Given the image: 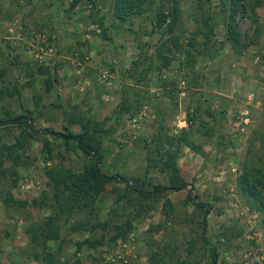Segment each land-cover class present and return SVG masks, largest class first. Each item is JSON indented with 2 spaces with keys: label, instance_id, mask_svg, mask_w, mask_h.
<instances>
[{
  "label": "rangeland",
  "instance_id": "obj_1",
  "mask_svg": "<svg viewBox=\"0 0 264 264\" xmlns=\"http://www.w3.org/2000/svg\"><path fill=\"white\" fill-rule=\"evenodd\" d=\"M71 1L0 0V68L7 69L0 87L21 90V97L0 95V121L11 115H28L29 109L35 130L51 128L65 133L69 114L81 111L105 120L116 113L122 86L136 85L152 95L153 101L172 103L173 111L168 112L166 121L171 134L187 130L197 149L182 145L178 159L180 174L189 184L181 190H168L126 240L109 242L112 230L105 223L122 220L119 208V214L113 212L116 194L112 191L115 185L123 187L121 183H108L98 198L91 220L100 225L94 230L72 232L67 223L59 221L58 236L65 241L60 259L68 264H76V258L84 264H153L148 261L149 254L170 245L177 248L180 257L176 262L167 259L170 264H264L263 216L238 188L244 164L264 166V0L254 12L248 7L245 15L236 16L242 42L248 44L240 51L226 38L218 0H202L210 8L214 39L222 44L217 42L218 51L211 48V56L200 55L191 67L181 61L202 15L199 0H151L142 16L124 24L112 15L113 0H80L75 7ZM173 3L181 10L176 43L170 45L167 35L153 30L151 18L156 10L171 8ZM100 17L110 38L102 36L97 23ZM163 42L165 50L171 48L172 52L165 53L173 60L169 67L158 69L162 61L157 50ZM135 59L141 60L143 68L152 65L145 83L125 75ZM39 65L48 67L50 75L39 74ZM30 71L35 73L33 77L28 75ZM196 73L205 78L199 91L190 79L184 80ZM31 78L34 82L28 87L26 82ZM165 83L175 97L173 102L162 93ZM126 90L130 94L131 89ZM34 95L39 96L36 105ZM198 103L200 109L195 110ZM151 110L144 106L132 117L121 115L112 136L104 138L108 154L103 170L108 175L123 174L129 185L132 178L169 185L166 173H146L142 140L148 141L158 126ZM192 116L193 122L189 121ZM201 122L213 128L210 135L201 132L205 129ZM70 127L74 133L80 131L79 126ZM21 129L17 124L0 122V145L13 143ZM44 139L53 148L51 160L44 152ZM75 143L39 132L27 142L28 165L17 168L15 180L0 178V264H44L34 258L38 248L25 229L50 213L48 200L33 204L48 191L46 169L63 165L77 171L88 162ZM189 190L205 203L203 208L186 200ZM6 197L26 203L7 205L3 202ZM166 197L173 203L169 216L164 215L162 205ZM204 214L207 226L202 232ZM87 237L103 241L83 246L76 255V241ZM58 242L54 238L48 241L51 252Z\"/></svg>",
  "mask_w": 264,
  "mask_h": 264
},
{
  "label": "trees",
  "instance_id": "obj_2",
  "mask_svg": "<svg viewBox=\"0 0 264 264\" xmlns=\"http://www.w3.org/2000/svg\"><path fill=\"white\" fill-rule=\"evenodd\" d=\"M89 1L94 3L97 0ZM150 1L113 0L112 15L119 23L131 22L133 18L142 16L146 12ZM79 2L80 0H72L71 7L77 6ZM259 4L260 0H252L250 3H247L246 0L217 1L219 11L223 13L225 18L226 38L239 51L245 49L248 44L242 42L241 35L237 29L236 16L239 13L240 15H245L248 7L254 12ZM198 7L202 10V15L198 19L199 24L194 29L193 36L189 37V46L184 50L185 59L181 61V64L186 67H191L195 64L200 55L204 57L211 56L209 53L211 48L218 51L219 47H216L217 42H219L220 46L222 44L217 39H214V26L211 21L209 6L205 7L202 0H199ZM180 10L181 7L173 3L171 8L156 10L154 16L151 18L153 30H158L161 36L167 35V40L170 45L176 43L177 37L175 30L180 17ZM97 23L98 27L102 28V36L104 38H110L105 33L107 28L104 18L100 17ZM164 45L165 42L157 50V55L162 61L161 65L157 66L158 69L161 67H169L173 60V57L165 53L172 52L171 48L168 47L165 50ZM140 63V59L133 60L132 65L125 71V75L135 78L136 82L143 83L152 70V65L149 64L148 67L143 68ZM37 71L39 74L50 75L48 67H43V65H39ZM6 72V67L0 68V82L6 75ZM28 75L33 77L35 73L30 71ZM189 79L191 80L190 83L192 86L196 87L198 91L205 81V78L199 76L197 73L184 80L187 82ZM33 82V78L28 79L26 86H32ZM167 86H169V83L164 84V90L166 91L162 93L168 95L171 102H173L175 97L172 95V90H167ZM126 88L131 89L130 94L127 93ZM122 94L115 109L117 115L114 113L113 116H108L105 120H97L94 116L86 115L81 113V111L69 114L67 123L64 125L67 131L65 133L56 132L51 128L35 130L29 120V118L33 119L32 111L29 109H26L28 115H11L7 119L0 121L2 124L9 122L10 124H17L22 127L20 134L16 136L13 143H3L0 145V178L15 180L14 176L17 175V168L28 165L25 160V157H28V155H25L27 142L35 138L39 132L47 136H52L55 139H64L68 144L76 141V149L88 159L86 165L77 171H73L63 165L50 167L45 171L48 177V191L42 194L43 197L34 199L33 204L38 205V202L48 200L50 213L42 220L29 224L25 229L29 234L30 242L38 248L33 255L34 258L44 264H68L67 261H63L59 257L63 250V243L65 242L63 238L58 236L59 221L67 223L72 232L83 229L94 230L100 225L99 223H92L91 217L92 215H96L98 198L107 189L108 183L116 182L124 184L123 187L119 185L112 187L113 193L115 192L116 194L113 212L114 214H119L120 209V219L122 220L105 222L112 230V234L108 238L109 242L126 240L135 229L136 224L142 221L154 209L155 204L168 190H181L189 184L180 174L178 159L182 154V145L191 146L194 149H197V147L192 144L187 130L181 129L178 134H171V128L168 127L166 121H168V112L173 111L172 103L155 102L153 101L152 95L145 92L142 88L136 87V85L132 88L123 85ZM199 94L201 95L203 92ZM0 95L6 98H12L14 96L21 97V90L17 87L13 89L6 86L0 87ZM38 99L39 96H33L34 105L37 104ZM144 106L152 109V114L155 116L156 124L158 125L156 131L149 136L148 141L147 138L142 140V147L146 151V173L154 171L166 173L169 179V185L167 186L160 183H153L150 179L140 178H132L133 182L129 185L128 179L123 174L115 172L113 175H108L103 170V165L105 164L104 158L108 154V151L104 147V138L112 136L116 128L114 124L120 122L121 115L128 113L132 117L141 111ZM196 109H200L199 103L196 105ZM186 113H189L188 110ZM213 115L212 113L211 116ZM113 119L115 121H109ZM189 121H194L193 116L189 118ZM71 125L79 126L80 131L74 133L70 127ZM200 125L205 129H197L201 130L204 135H210L212 133L211 130L213 128L211 126H206L204 122H201ZM43 146L47 158L49 160L53 159V148L48 139L43 140ZM6 162L9 164L6 165ZM115 164L111 166L113 167ZM238 188L249 199L254 209L262 214V226L264 230V166L244 164L238 177ZM186 200L194 204L197 208H203L205 206V203L196 200V196L192 194L191 190L188 191ZM3 202L7 205L26 203L25 201L15 199L9 201L8 197L4 198ZM162 205L164 215L169 216V212L172 211L173 207L170 198L166 197ZM206 226L207 218L206 214H204L201 224L202 232L205 231ZM200 237L204 238L202 233ZM52 238L59 240L54 253L49 250L48 246V241ZM102 241V238L97 239L96 237H87L84 240L76 241L74 252L77 255L83 246H96L101 244ZM193 247L194 244L190 246L188 254L192 253ZM169 258L172 262H176L178 259L180 260L177 248L167 245L152 251L148 256V261L153 264H170V262H167ZM75 263L84 264L79 258L75 259ZM183 263L187 264V261Z\"/></svg>",
  "mask_w": 264,
  "mask_h": 264
},
{
  "label": "crops",
  "instance_id": "obj_3",
  "mask_svg": "<svg viewBox=\"0 0 264 264\" xmlns=\"http://www.w3.org/2000/svg\"><path fill=\"white\" fill-rule=\"evenodd\" d=\"M259 13H261V12H259Z\"/></svg>",
  "mask_w": 264,
  "mask_h": 264
}]
</instances>
